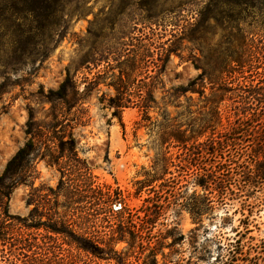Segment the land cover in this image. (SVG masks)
I'll use <instances>...</instances> for the list:
<instances>
[{"label": "rangeland", "instance_id": "1", "mask_svg": "<svg viewBox=\"0 0 264 264\" xmlns=\"http://www.w3.org/2000/svg\"><path fill=\"white\" fill-rule=\"evenodd\" d=\"M84 1L81 17L65 19L67 24L51 32L43 44L45 56L29 58L34 67L8 71L0 95V175L28 138L35 145L24 179L0 202V237L5 238L0 264L23 263V255L12 247L21 237L27 240L24 245L39 247L32 248L38 264H264V182H241L243 173L255 174L254 143L264 133L254 136L264 125L251 132L252 123L241 126L231 110L233 102L220 101L221 93L212 94L209 84L202 95H174L175 88L202 73L192 64L191 44L181 41L179 53L170 55L162 84L146 79L157 102L148 116L134 103L113 116L109 103L115 91L108 84L117 70L88 63L85 54L95 42L112 37L108 28L116 23L123 0ZM159 1L168 7L181 0ZM187 9L171 15L178 26L167 27L168 33L179 34L192 20ZM127 12L115 26L128 34L142 25L135 24L138 9ZM253 12L260 20V13ZM220 33L215 32L210 45ZM66 70L84 90V99L70 111L68 105L43 97L58 88ZM66 109L65 116L58 114ZM30 115L43 128L32 137L25 134ZM238 125V132L247 131L241 137L231 131ZM211 133L238 138L239 155L232 142L227 148L240 164L230 166L233 182L228 188L211 181L199 185L201 174L215 162L195 148ZM228 153L216 161L225 163ZM147 220L154 221L148 229ZM32 250L26 251L30 258Z\"/></svg>", "mask_w": 264, "mask_h": 264}, {"label": "trees", "instance_id": "2", "mask_svg": "<svg viewBox=\"0 0 264 264\" xmlns=\"http://www.w3.org/2000/svg\"><path fill=\"white\" fill-rule=\"evenodd\" d=\"M258 6L254 5L255 0H181L177 4H170L164 7V3L159 0H123L121 11L116 14V23H113L111 36L109 39H102L99 43H94L86 52L85 60L98 66L105 63L109 72L117 70V74L111 75V83L115 96L110 98L109 106L113 108V116L116 112L134 103L142 109L145 116H148L149 109L156 105V100L151 90L150 79L156 84H162V76L165 72L171 54L179 53L178 42L191 44L190 57L195 69H202V73L190 80L187 85L175 88L174 95L199 93L204 94L205 84L210 85L212 94L221 93L220 101L225 98L232 101L231 110L234 112L236 121L244 126L245 123H252L253 129L250 132L264 125V67L258 71L260 64L264 63V0H256ZM85 5L84 0H0V95L6 86L7 74L10 69L16 70L18 66L34 67L32 56L44 57L46 46L51 38V32L61 24H67L66 20L73 17H81ZM189 6V7H188ZM131 8L138 9V21L136 25H142L140 29L134 27L128 34L116 28L119 16H122ZM191 14V21L187 22L179 34L167 31L169 26H178L176 19L171 15L176 10H184ZM257 10L261 19H255L253 10ZM126 16H128V13ZM66 19V20H65ZM219 30V41L210 45L212 36ZM137 33H134V32ZM132 34V36L130 35ZM137 34V35H135ZM167 36L175 38L167 39ZM177 37V38H176ZM127 38V42L123 41ZM166 38V39H165ZM114 39V42H110ZM165 39V40H164ZM121 40V41H120ZM169 41H172L169 43ZM98 42V41H97ZM41 46L43 49H37ZM131 46L130 49L128 47ZM197 53L200 56L197 57ZM98 58H97V57ZM28 62H23L26 60ZM190 60V59H189ZM27 63V65H24ZM139 77V82H137ZM201 80L200 89L194 88ZM235 84L234 88L232 85ZM230 85L231 88L227 86ZM230 92V97H226ZM48 101L61 102L68 105L69 111L77 103H81L84 98V90H80L74 77H71L66 70L64 79L59 83L56 90H49L48 95H43ZM220 105V102H219ZM219 105L216 113L221 117ZM60 116L68 114L58 113ZM52 117L57 119V113H52ZM232 127L231 131L240 134L241 137L247 131L238 132L239 127ZM43 128L33 123L32 115L26 123V136L32 137L41 133ZM229 133V132H228ZM264 131L260 130L254 139L262 136ZM227 134V133H226ZM235 137L227 135H214L206 141L197 144L195 149H200L198 153H204L207 159L215 162L210 168L204 170L199 180L200 186L211 181L218 186L223 185L228 188L233 180L230 174L233 172L230 167L235 164L240 168L235 160L238 144ZM232 142L234 154L227 148ZM241 143H239L240 145ZM255 151L253 156H258L255 163V174H242L241 182L250 183L253 179L264 182V139L254 143ZM35 149L32 138H28L22 147L7 162L0 175V202L8 200L16 186L25 177V166L28 157ZM228 153L225 163L216 161L217 157ZM242 151L241 154H245ZM257 152V153H256ZM203 157V156H202ZM212 158V159H211ZM200 169V168H199ZM231 178H228V177ZM207 177V180L205 179ZM205 179V180H204ZM114 201L110 200V207ZM0 211V220L3 218ZM153 220L145 221L146 229L151 227ZM149 225V226H148ZM57 232V231H53ZM0 241L5 242L4 237ZM27 243L25 237L15 238L12 247L23 255L22 264H38L39 259L35 256L32 244ZM25 243V244H26ZM32 250V258L26 251ZM8 264H18L8 262Z\"/></svg>", "mask_w": 264, "mask_h": 264}]
</instances>
